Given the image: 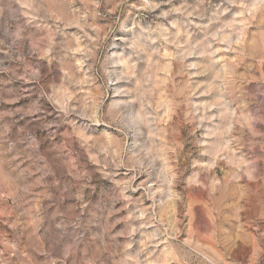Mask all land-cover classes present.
I'll use <instances>...</instances> for the list:
<instances>
[{
	"label": "clouds",
	"instance_id": "1",
	"mask_svg": "<svg viewBox=\"0 0 264 264\" xmlns=\"http://www.w3.org/2000/svg\"><path fill=\"white\" fill-rule=\"evenodd\" d=\"M0 264H264V0H0Z\"/></svg>",
	"mask_w": 264,
	"mask_h": 264
}]
</instances>
